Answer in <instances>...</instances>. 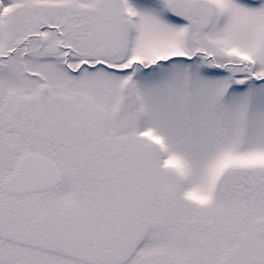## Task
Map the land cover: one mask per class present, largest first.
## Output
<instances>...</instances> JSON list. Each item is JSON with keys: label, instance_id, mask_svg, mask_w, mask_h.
<instances>
[{"label": "snow or ice", "instance_id": "snow-or-ice-1", "mask_svg": "<svg viewBox=\"0 0 264 264\" xmlns=\"http://www.w3.org/2000/svg\"><path fill=\"white\" fill-rule=\"evenodd\" d=\"M0 264H264V0H0Z\"/></svg>", "mask_w": 264, "mask_h": 264}]
</instances>
